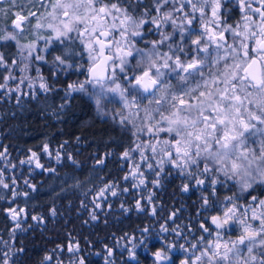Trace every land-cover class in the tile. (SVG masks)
Here are the masks:
<instances>
[{
    "label": "snow or ice",
    "instance_id": "snow-or-ice-1",
    "mask_svg": "<svg viewBox=\"0 0 264 264\" xmlns=\"http://www.w3.org/2000/svg\"><path fill=\"white\" fill-rule=\"evenodd\" d=\"M0 20V100L19 105L22 97L55 93L62 101L53 111L59 118L79 94L129 137L119 155L130 165L120 177L125 184L105 181L96 189L93 221L105 207L102 201L124 194H132L133 203L120 202L123 214L159 220L154 189L172 176L180 178L181 193H198L197 216L204 217L197 221L199 236L190 240L184 234L176 223L181 209L174 208L158 230L145 226L119 237L126 253L122 264H139L141 248L152 264H176V252L184 253L180 264H264V195L255 194L264 190V0H0ZM29 34L32 39L24 42ZM40 63L49 65L48 76ZM62 76L69 79L57 88ZM7 151H0V161L8 160ZM41 151L62 159L48 144ZM29 152L20 164L56 172L40 162L37 151ZM111 155H96L95 164L103 166ZM63 158L78 164L71 153ZM15 167H0V188L10 193V205L29 195L17 190L15 179L3 178L5 168ZM6 211L14 238L17 229L24 230L27 212L18 206ZM50 211L56 215L55 208ZM152 241H158L155 251ZM13 243L0 240L7 246L0 264H15L24 252ZM65 252L68 264H89L93 254L70 241L41 264H65ZM95 255L117 264L113 247L104 245Z\"/></svg>",
    "mask_w": 264,
    "mask_h": 264
},
{
    "label": "trees",
    "instance_id": "trees-1",
    "mask_svg": "<svg viewBox=\"0 0 264 264\" xmlns=\"http://www.w3.org/2000/svg\"><path fill=\"white\" fill-rule=\"evenodd\" d=\"M42 70L45 76L49 75V65L42 64ZM66 79L69 77L62 76L57 88H60ZM61 102L60 95L55 93L49 94L47 98L44 95L36 99L22 97L19 105L14 99L0 100V146L7 147V153L16 165L15 174L21 170V173L16 175L20 192L29 193L27 198L16 197L12 205L17 204L25 208L29 217L42 216L46 224L43 227L32 226L31 231L21 235L20 247L24 252L17 264H41L43 257L57 245L66 247L73 239L77 240L82 250L86 252L102 251L104 245H112V235L121 236L126 232H134L151 221L147 215L133 211L126 215L114 216L111 212L101 217L99 222L90 223L81 203L86 188L100 186L105 181L123 182L120 177L128 165L119 159V155L130 140L127 135L114 130L115 125L111 121L105 122L106 119L98 117L94 105L87 98L76 94V98L69 102L68 107L57 118L53 111ZM43 144H48L52 150L58 148L62 151L63 157L64 153H71L78 164L74 166L64 158L56 165L49 166L56 169L55 173L36 171L35 174H30L19 162L29 156V149L40 151ZM61 145L64 147L61 148ZM3 147H0V151ZM109 151L113 155L105 159V164L96 165L94 157L96 155L103 157ZM26 178L35 186L36 191L23 185L22 180ZM76 182H79L78 187L75 186ZM165 185L163 190L165 194L179 193L178 180L168 181ZM1 192L2 189L0 211L3 215V210L10 206L8 201L11 196L7 190ZM130 195H125L127 204L133 202ZM224 195L222 190L221 200ZM171 201L168 200L167 203ZM120 202L116 199L113 207ZM52 208L56 209L55 216L51 214ZM192 211L195 210L191 207ZM3 216L2 225L7 233L12 225L6 215ZM89 263L101 264L99 258L93 254L89 256Z\"/></svg>",
    "mask_w": 264,
    "mask_h": 264
},
{
    "label": "flooded vegetation",
    "instance_id": "flooded-vegetation-1",
    "mask_svg": "<svg viewBox=\"0 0 264 264\" xmlns=\"http://www.w3.org/2000/svg\"><path fill=\"white\" fill-rule=\"evenodd\" d=\"M233 19L234 20H238L239 19L238 12H235V11L233 12ZM150 36H149V39H151ZM57 150H58V148H56L55 150H53V153H55ZM37 152H38V155L41 156V158H42L41 163L44 164L45 167L51 168L49 166L51 164H54L53 158L52 157L50 158L48 155L44 154L41 150L40 151H37ZM6 155L8 157V160H6V162L7 163L8 162H11L12 164H14L12 162V159L10 157V154L7 153ZM25 159H27V158H25ZM127 165H128V162H127ZM21 166L22 167H25V168H27L29 170H31V168L37 169V168H35V166L32 167V165H26V164H23L22 165L21 164ZM128 167H129V165L125 169L123 175L127 171ZM37 171H38V169H37ZM6 176H7L8 179H9V177H10V179L11 178L12 179L16 178L15 170H14V172L12 174H6ZM26 180H27V178H26ZM172 180L173 181H177L178 180L179 181V184H180V178L179 177H176V176H172V177H169L167 180L163 181V186L160 189H155L154 190L156 192V199L159 201V206H158L157 211H158V213H159V215H160L161 218L159 220H157V219H154L151 216H148L147 215L148 218L151 221L148 222L147 224H145L144 226H141V227H145V226H148L149 228H153L154 227V228H156L158 230L160 224L164 222V217H167L168 213L172 209H174V208L175 209H181V211H180V213H179V215L177 217L176 223L177 224H180V226L182 228H184V234L190 240H194V235L193 234H195V236H199L201 234L200 231H199V224H198L197 221H200V220H203L204 219V217L202 215L201 216H197V211H198V209L200 207L198 193H196L195 191H193V192L188 193V194H183V193H181L179 191V193H176V194H174V193L165 194L163 192L164 188L166 187L165 183L168 182V181H172ZM124 184H125L124 181L121 182V185H124ZM255 194H257V195H264V190H259ZM124 195H128V194H124ZM245 197H246V194H244V195L242 194L241 195V201H243ZM168 200L169 201L172 200V201L168 204L167 203ZM10 206H18V205L15 204V205H10ZM10 206H8V207H10ZM8 207H6L3 210V215H6L7 219L9 220L10 224L13 227L14 226L13 225V222H12L9 214L6 211V209ZM191 207L195 211H192L191 212ZM19 208H21V207H19ZM138 214H142V213H138ZM3 215H2V213L0 211V223H1L0 224V240H3V241H13V239H14V243H13L12 246L14 248H16V249L21 248L20 247V245H21V241H20L21 240V235L22 234H26L28 231H31L32 230L31 217H29V215L27 214V219H22V225H23V229L24 230L17 229L16 232H15V234H14V238H13L12 233H11L12 227H10V229L8 230L7 233H5V231H4L5 230L4 229V225H2V222H3V219H4V216ZM96 222H99V220H97ZM169 223L171 224L172 222L169 221ZM141 227H139V228H141ZM189 227H191L193 229L192 232H189L188 231V228ZM136 231H134V232H136ZM127 233L131 234L133 232H127ZM121 236H123V235H121ZM121 236H119L117 234L112 235L113 240H112V245H110V247H113V249H114L115 259L117 261V264H122V255L123 256H126V253L123 252V249L117 245V241H118L117 238H119ZM178 242L179 243H183L184 241L183 240H179ZM157 246H158V241H152L150 247L152 248L153 251L156 250V247ZM6 247H7L6 245L0 244V250H4V249H6ZM98 252H101L102 253L103 250L102 251H97V252L95 251L93 253V255H94V257L99 258V261H100L101 264H104V261H103L102 257L95 255V253H98ZM22 254L23 253H20L18 256L14 257L15 264H17L18 261L21 259L20 257H21ZM63 254H64V256H62V253H61V256L66 261L67 258H68V256H69V254H67L66 252L63 253ZM174 256L176 257V264H180V258H182L184 256V253H182V252H176V253H174ZM138 257H139V264H152V258L150 256V254L148 252H145L142 248L141 249H138ZM66 264H68V260L66 261Z\"/></svg>",
    "mask_w": 264,
    "mask_h": 264
},
{
    "label": "rangeland",
    "instance_id": "rangeland-1",
    "mask_svg": "<svg viewBox=\"0 0 264 264\" xmlns=\"http://www.w3.org/2000/svg\"><path fill=\"white\" fill-rule=\"evenodd\" d=\"M26 7H31L32 8V10L33 11H35L36 10V7H34V6H31V5H28V6H26ZM41 11H43V9H41ZM34 22V21H33ZM2 23H4V21H2V20H0V24H2ZM32 39V36L29 34V36L27 37V39L24 41V42H28V40H31ZM42 43V42H41ZM42 64L43 63H40V69H41V71H42V73H43V70H42ZM44 74V73H43ZM45 75V74H44ZM15 94V93H14ZM16 95V94H15ZM95 108V107H94ZM96 111V110H95ZM97 113V112H96ZM97 116L98 117H100L98 114H97ZM101 118V117H100ZM106 119V118H105ZM57 151H59V152H61V154H62V151L61 150H57ZM53 162H54V164L56 165L57 163H59V162H57L56 160H55V158H54V155H53ZM64 158H63V154H62V160H63ZM42 161V158H41V156H40V162ZM7 162L6 161H0V167H2L3 166V164H6ZM26 165H28V164H26ZM129 165V164H128ZM32 167H34V165H32ZM129 167H130V165H129ZM47 168V167H46ZM28 170V172L30 173V174H35V172L37 171V169H34V168H31V170H29V169H27ZM38 171H40V172H42L43 170L42 169H38ZM14 172V168H5L4 169V173H5V175H4V179L6 180V182H10L11 180H12V178L10 179V177H9V179L7 178V176H6V174H12ZM19 173H21V170L20 171H18ZM43 172H45V171H43ZM19 173L18 174H16V175H19ZM46 173V172H45ZM15 180H16V182H17V185H16V187H17V190L18 191H20L19 190V186H18V181H17V179L16 178H14ZM26 180V179H25ZM25 180H22L23 181V185L25 186V183H24V181ZM27 181H29V180H27ZM30 183V182H29ZM125 183V182H124ZM103 186V184L102 185H98V186H96V187H93V186H91V187H87L86 189H87V191L85 192V194H84V197L82 198V202H83V204H87L88 205V207L87 208H85V207H83L82 206V208L84 209V211H86V213H87V218H88V220L90 221V223H92L93 224V222H96L97 220H100V218L102 217L103 218V216H107V215H109L111 212H112V216H114L115 214H123L122 212H121V210H120V203H119V205H117V206H115V207H113V204H114V202H115V200L117 199V198H114V197H109L108 198V200L107 201H102V205H104L105 207H103V210H96V213H97V216H98V219L97 220H95V221H93L92 219H91V216H90V213H91V211L93 210V208H94V206L92 205V203H91V201H92V199L94 198V196H95V193H96V189L97 188H99V187H102ZM29 188V187H28ZM0 189H2V192H3V190H5V189H3V188H0ZM30 190H32L31 188H29ZM89 189H91V191H89ZM155 190V189H154ZM1 192V193H2ZM244 195V194H243ZM130 198L133 200V195L131 194L130 195ZM119 200L120 201H123V202H125V201H127V199L125 198V195H123V196H121L120 198H119ZM81 202V203H82ZM126 203V202H125ZM133 203V202H132ZM131 203V204H132ZM107 204H111V209H108L107 207H106V205ZM130 203L129 204H127L126 203V205L127 206H130L131 205ZM130 213V212H129ZM125 215V214H124ZM37 216H40V215H37ZM40 217H42V216H40ZM43 218V217H42ZM12 220V219H11ZM31 224H32V226H36V227H43V226H45L46 224H45V221H44V219H43V222H37V221H34V220H32L31 219ZM13 222V221H12ZM118 240H119V238H117ZM71 242H77V240H72ZM80 245V244H79ZM68 254V253H67ZM60 257L63 259V257L61 256V253H60ZM64 260V259H63ZM67 260H68V258H67ZM66 260V261H67ZM66 261L64 260V262H65V264H66Z\"/></svg>",
    "mask_w": 264,
    "mask_h": 264
}]
</instances>
